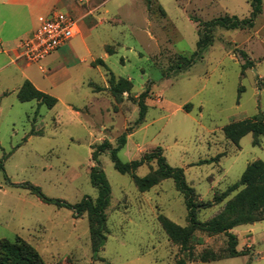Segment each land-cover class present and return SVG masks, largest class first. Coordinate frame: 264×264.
<instances>
[{"label": "rangeland", "instance_id": "1", "mask_svg": "<svg viewBox=\"0 0 264 264\" xmlns=\"http://www.w3.org/2000/svg\"><path fill=\"white\" fill-rule=\"evenodd\" d=\"M55 11L83 17L77 37L31 67L35 87L58 104L48 109L37 101L20 102L21 74L0 72V239L21 238L46 264L188 260L159 221L164 216L189 225L175 181L140 192L132 176L115 169L110 152L95 160V149L106 140L116 148L123 135L126 143L118 156L124 163L161 149L171 167L183 170L197 202L213 204L200 209L198 220L220 215L242 188L222 203L216 196L239 182L251 163L264 161V137L248 134L235 143L225 132L233 123L264 115V0L253 28L216 26L201 52L205 24L250 18V0H63ZM181 57L191 66L178 69ZM98 60L106 67L95 65ZM246 62L252 66L243 71ZM109 71L134 86L121 101L109 91ZM146 90L147 114L138 123V98ZM96 167L106 175L111 199L107 241L94 257L87 214L44 203L22 185L75 205L98 197L91 181ZM156 168L155 161L144 164L136 175L145 177ZM232 233L239 239L237 250L246 254L188 264H264V221ZM193 245L195 256L206 250L223 254L228 237L197 231Z\"/></svg>", "mask_w": 264, "mask_h": 264}, {"label": "trees", "instance_id": "2", "mask_svg": "<svg viewBox=\"0 0 264 264\" xmlns=\"http://www.w3.org/2000/svg\"><path fill=\"white\" fill-rule=\"evenodd\" d=\"M250 1L253 6V14L250 18L241 21L233 17H225L205 24V31H200V39L198 42L199 51L201 52L203 48L211 44V32L216 26H222L227 29L253 28L254 19L262 10V0ZM243 56L246 57V54L243 53ZM178 63V69H182L191 66L192 61L181 57ZM94 64L106 67L103 60H98ZM250 66H252V63L246 62L243 65V71ZM109 76V91L116 101H121L124 93L132 92L134 86L129 80L117 78L110 71ZM262 86H264V81L262 82ZM148 95V90H146L138 98L140 108V119L138 123H142L147 114L148 106L146 99ZM17 97L20 102L37 101L40 106L45 105L48 109H53L58 104L57 98L38 90L28 80L19 89ZM225 132L227 137L235 143H238L248 134H252L256 139L260 136L264 137V115L259 114L252 119L233 123L226 127ZM125 143L126 135L120 138L116 148L106 140L103 144L96 147L94 159H97L99 153L110 152L115 169L121 174L132 176L140 192H147L166 179H173L175 181L177 189L185 199L189 225L187 227H181L164 216H160L159 221L170 240L181 247L183 254L189 256L188 260L186 258L178 259L176 264H188L189 260L195 258L207 263L246 254V252H239L237 250L239 239L237 235L232 233V230L241 225L264 221V161L258 160L251 163L246 168L239 182L229 187L223 194L217 195L216 203H222L232 193L242 188L227 203L225 210L220 215L207 222H201L198 220L200 209L210 207L213 204H201L197 202L198 196L194 188L186 182L183 170L171 167L161 149H156L151 153L145 154L140 160L124 163L120 160L118 154ZM219 158H216V160ZM153 161L156 162V169H152L145 177L136 175L137 170L142 165L149 164ZM91 181L98 190V197L96 199L84 198L75 205L68 204L62 200L50 199L43 194L39 187L32 184H23L22 187L28 188L44 203L73 209L78 216L87 214L90 223L92 250L95 255L94 257H97L107 241L106 234L108 228L106 210L110 205L111 189L105 173L97 167L92 170ZM197 231L210 235L225 234L228 237V247L225 253L217 254L211 250H206L199 256H195L193 243ZM0 264H46V262L32 245L18 237L14 240L0 239Z\"/></svg>", "mask_w": 264, "mask_h": 264}, {"label": "crops", "instance_id": "3", "mask_svg": "<svg viewBox=\"0 0 264 264\" xmlns=\"http://www.w3.org/2000/svg\"><path fill=\"white\" fill-rule=\"evenodd\" d=\"M62 1L0 0V72L6 69L18 71L23 82L21 87L27 80L35 86V77L31 72L32 64L18 58L20 45L24 40L32 37ZM74 11L81 12L79 8H75ZM82 18L79 17L78 20Z\"/></svg>", "mask_w": 264, "mask_h": 264}, {"label": "built area", "instance_id": "4", "mask_svg": "<svg viewBox=\"0 0 264 264\" xmlns=\"http://www.w3.org/2000/svg\"><path fill=\"white\" fill-rule=\"evenodd\" d=\"M80 34L79 20L69 14L54 11L34 32L24 40L18 58L27 63H39ZM43 72V67H40Z\"/></svg>", "mask_w": 264, "mask_h": 264}]
</instances>
